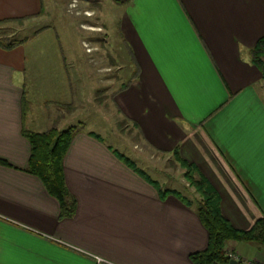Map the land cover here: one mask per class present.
<instances>
[{
    "label": "crops",
    "instance_id": "obj_1",
    "mask_svg": "<svg viewBox=\"0 0 264 264\" xmlns=\"http://www.w3.org/2000/svg\"><path fill=\"white\" fill-rule=\"evenodd\" d=\"M43 14V0H0V32ZM121 28L136 71L116 104L138 140L119 137L120 150L93 129L75 136L64 159L77 199L70 217L26 170L23 133L67 129L63 121L79 107L71 105L66 63L41 62L50 72L37 77L28 44L1 42L0 264H194L208 230L176 150L218 191L235 227L264 217V72L252 52L264 37V0H128ZM57 99L70 104L51 111L46 103ZM159 186L190 203L161 197ZM225 249L264 264V245L229 241Z\"/></svg>",
    "mask_w": 264,
    "mask_h": 264
},
{
    "label": "rangeland",
    "instance_id": "obj_2",
    "mask_svg": "<svg viewBox=\"0 0 264 264\" xmlns=\"http://www.w3.org/2000/svg\"><path fill=\"white\" fill-rule=\"evenodd\" d=\"M43 3V17L30 19L26 26H19V20L8 24L5 33L0 32V42L28 44L26 55L29 62L33 61L37 77L42 70L45 73L39 67L41 62L56 59L65 62L64 75L73 88L71 105L79 107L63 121L65 128L81 124L100 132L109 143L123 150L119 137L138 140L135 124L126 118L127 125L123 126V114L116 104L123 98L124 85L134 82L136 71L121 28L128 0H43ZM32 37L34 40L27 42ZM64 102L57 99L46 104L51 111H57L55 104Z\"/></svg>",
    "mask_w": 264,
    "mask_h": 264
},
{
    "label": "trees",
    "instance_id": "obj_3",
    "mask_svg": "<svg viewBox=\"0 0 264 264\" xmlns=\"http://www.w3.org/2000/svg\"><path fill=\"white\" fill-rule=\"evenodd\" d=\"M252 52L254 61L264 72V37L260 39ZM23 98L25 108H28V105L31 107L26 92ZM127 122V119H124L123 126H126ZM83 128L81 124L70 126L67 129H60L54 125L44 132H35L28 129L23 132L31 145V155L26 170L38 176L48 192L59 201L61 217L73 216L77 210V199L71 194L66 184L64 159L73 139ZM94 135L102 140V136L99 134ZM173 155L174 160L184 169L186 181L201 196V199L197 202L196 211L202 224L208 230L206 248L191 254L194 264H229L231 257L225 251V245L229 241L264 245V217L259 218L248 230L235 227L223 215L220 206V195L211 182L199 173L193 163L184 159L178 150L174 151ZM125 161L136 171L142 172L132 161L128 159ZM0 163L5 164L6 162L0 160ZM159 189L163 198L169 194H175L185 202L190 203L177 190L162 189L161 186H159Z\"/></svg>",
    "mask_w": 264,
    "mask_h": 264
},
{
    "label": "built area",
    "instance_id": "obj_4",
    "mask_svg": "<svg viewBox=\"0 0 264 264\" xmlns=\"http://www.w3.org/2000/svg\"><path fill=\"white\" fill-rule=\"evenodd\" d=\"M230 257H231V259H236L240 264L242 263V264H257V263H255V262H253V261H248V260H243V259H240L237 255H235V254H228ZM101 261H103L102 259H100Z\"/></svg>",
    "mask_w": 264,
    "mask_h": 264
},
{
    "label": "water",
    "instance_id": "obj_5",
    "mask_svg": "<svg viewBox=\"0 0 264 264\" xmlns=\"http://www.w3.org/2000/svg\"><path fill=\"white\" fill-rule=\"evenodd\" d=\"M229 264H240L236 259H231Z\"/></svg>",
    "mask_w": 264,
    "mask_h": 264
}]
</instances>
